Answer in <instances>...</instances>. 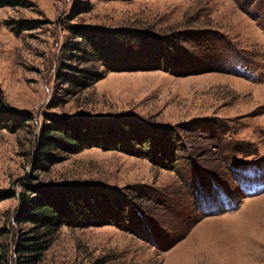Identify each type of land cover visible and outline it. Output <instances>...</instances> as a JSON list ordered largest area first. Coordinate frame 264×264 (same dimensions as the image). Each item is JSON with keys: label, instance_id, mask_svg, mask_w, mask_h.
<instances>
[{"label": "rangeland", "instance_id": "obj_1", "mask_svg": "<svg viewBox=\"0 0 264 264\" xmlns=\"http://www.w3.org/2000/svg\"><path fill=\"white\" fill-rule=\"evenodd\" d=\"M25 1L0 6V96L25 119L0 130V264L29 228L19 195L60 184L104 188L113 222L61 226L39 264H264V0H80L91 11L71 21L76 0ZM70 27L102 35L98 60L72 50ZM69 66L101 78L70 89L57 79ZM51 118L129 119L165 131L173 158L125 143L37 170Z\"/></svg>", "mask_w": 264, "mask_h": 264}, {"label": "trees", "instance_id": "obj_2", "mask_svg": "<svg viewBox=\"0 0 264 264\" xmlns=\"http://www.w3.org/2000/svg\"><path fill=\"white\" fill-rule=\"evenodd\" d=\"M25 4V0H0V6L25 7ZM70 9L69 21L90 12L91 4L88 1L76 0ZM16 24L17 30L21 32L39 28L37 23L30 21ZM69 31L73 39L80 41L77 46L72 47V50L86 54L85 52L88 51L85 48H90L89 52L93 53L95 59L100 58L99 49L93 42L101 39V34L74 27H70ZM84 44L83 48L80 47ZM124 68L126 67L117 66L112 69L125 70ZM63 69L70 72L65 70L63 73H58L57 79L70 89H86L91 80L95 81L101 78L100 75H94L95 72L90 73L86 69L77 71L70 66ZM71 73H75V75ZM76 74L78 75L76 76ZM24 121L23 117L8 111L0 96V130L11 131L20 128ZM163 134L166 135V132L144 127L138 122L124 118L108 119L103 122H89L81 118L67 120L51 118L49 123L40 129L33 155L34 168L37 170L47 169L49 165L57 163L62 155L76 154L89 148L116 150L130 154L131 149L125 143L141 145L143 151L145 146L148 149L151 147L152 150L148 152L147 158L155 165L160 164V161H165L163 166H170L169 163L172 160L170 158L173 156L169 150L161 147ZM28 192L19 195V208L15 222L28 225L29 228L18 237L13 252L14 264H39L59 228L77 222L80 217L84 218V222L81 223L83 226L87 224L99 226L105 222H113L110 211L115 210L116 206L113 205L112 198L106 199L107 192L104 188L84 184H60L33 188ZM1 198L0 201L3 200ZM124 198L127 197H119L123 212V207H126L123 203ZM100 211H103L101 216L104 218L103 220H90L94 213ZM136 217L138 220L144 221L139 215ZM94 264L104 263L97 261Z\"/></svg>", "mask_w": 264, "mask_h": 264}]
</instances>
